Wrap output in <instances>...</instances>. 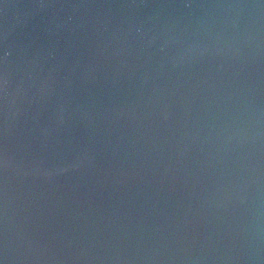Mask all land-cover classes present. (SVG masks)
Segmentation results:
<instances>
[{
    "label": "water",
    "instance_id": "water-1",
    "mask_svg": "<svg viewBox=\"0 0 264 264\" xmlns=\"http://www.w3.org/2000/svg\"><path fill=\"white\" fill-rule=\"evenodd\" d=\"M0 264H264V0H0Z\"/></svg>",
    "mask_w": 264,
    "mask_h": 264
}]
</instances>
